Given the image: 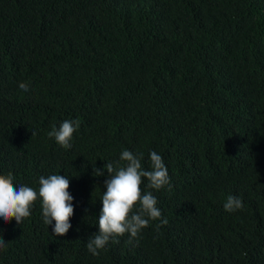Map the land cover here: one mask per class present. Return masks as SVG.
I'll list each match as a JSON object with an SVG mask.
<instances>
[{
    "label": "trees",
    "instance_id": "trees-1",
    "mask_svg": "<svg viewBox=\"0 0 264 264\" xmlns=\"http://www.w3.org/2000/svg\"><path fill=\"white\" fill-rule=\"evenodd\" d=\"M65 120L79 121L70 149L48 136ZM124 150L145 170L162 156L170 190L143 188L168 224L93 256L107 178L93 167ZM9 173L37 191L67 176L74 215L59 237L39 199L20 225L0 220V264H264V0H0Z\"/></svg>",
    "mask_w": 264,
    "mask_h": 264
},
{
    "label": "clouds",
    "instance_id": "clouds-1",
    "mask_svg": "<svg viewBox=\"0 0 264 264\" xmlns=\"http://www.w3.org/2000/svg\"><path fill=\"white\" fill-rule=\"evenodd\" d=\"M18 86L25 92L29 91V85L25 82H20ZM78 128V120H65L59 128L54 127L48 132V136L63 148L70 149L73 134ZM32 135L35 133L32 132ZM142 157L143 154L134 155L131 151L124 150L120 155V161L125 162L123 166L108 162L103 169L93 167L94 177L104 176L105 171L107 173L104 181L106 191H103L102 208L98 217L99 231L90 236L86 244L93 256H98L99 250L104 249L110 241L118 243L117 238L125 234L130 237L128 243L131 244L133 240L138 242L140 233L149 226L150 221L160 220L157 228L168 224L167 218H162L152 191L145 192L143 188L147 180L149 189L159 191L167 186L170 190L168 169L162 156L155 151L150 153V170L142 167ZM14 185L11 173L0 175V220L9 223L15 219L20 225L31 215V209L39 199L43 222L48 226L55 222L52 229L54 236L67 234L72 227L70 221L74 215L73 197L68 191L70 181L67 176H40L38 191L26 185H18V188ZM223 207L227 212H234L241 210L243 203L240 198L229 195ZM6 243L3 237L0 238V250L6 249ZM2 255L4 254L0 252V257Z\"/></svg>",
    "mask_w": 264,
    "mask_h": 264
}]
</instances>
